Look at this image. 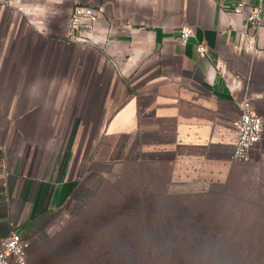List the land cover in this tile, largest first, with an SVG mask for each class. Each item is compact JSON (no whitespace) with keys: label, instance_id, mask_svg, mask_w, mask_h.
I'll list each match as a JSON object with an SVG mask.
<instances>
[{"label":"crops","instance_id":"obj_1","mask_svg":"<svg viewBox=\"0 0 264 264\" xmlns=\"http://www.w3.org/2000/svg\"><path fill=\"white\" fill-rule=\"evenodd\" d=\"M79 1L100 14L87 43L66 34L76 0H0V242H42L68 202L133 164L226 185L238 99L264 120V0H247L259 26L239 0ZM246 162L264 163V129Z\"/></svg>","mask_w":264,"mask_h":264},{"label":"rangeland","instance_id":"obj_2","mask_svg":"<svg viewBox=\"0 0 264 264\" xmlns=\"http://www.w3.org/2000/svg\"><path fill=\"white\" fill-rule=\"evenodd\" d=\"M27 264H264V163L206 189L172 184L165 164L119 168L68 202Z\"/></svg>","mask_w":264,"mask_h":264},{"label":"built area","instance_id":"obj_3","mask_svg":"<svg viewBox=\"0 0 264 264\" xmlns=\"http://www.w3.org/2000/svg\"><path fill=\"white\" fill-rule=\"evenodd\" d=\"M249 7L247 20L252 26H259L262 21L261 4L248 3L247 0H239L235 8L237 13H245ZM100 20L99 11L90 4H83L76 0L66 25V34L72 42L87 43L92 41L93 34ZM190 28H183L182 39L184 42L191 36ZM250 40V39H249ZM199 51L204 54L207 48L199 45ZM240 116L235 121L237 139L232 149V159L235 162L247 161L253 150L262 140L264 129L263 116L258 114L254 100L248 92L238 99ZM34 243L33 237H26L16 231H12L0 242V264H27Z\"/></svg>","mask_w":264,"mask_h":264}]
</instances>
